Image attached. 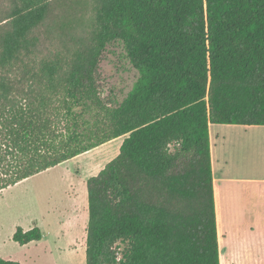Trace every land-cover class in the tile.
Instances as JSON below:
<instances>
[{
  "label": "trees",
  "instance_id": "16d2710c",
  "mask_svg": "<svg viewBox=\"0 0 264 264\" xmlns=\"http://www.w3.org/2000/svg\"><path fill=\"white\" fill-rule=\"evenodd\" d=\"M54 1L0 11V191L125 135L86 179L85 264H219L208 126L264 125V0H97L89 36L48 50ZM115 40L138 71L117 105L98 93ZM90 105L103 124L87 136L74 107Z\"/></svg>",
  "mask_w": 264,
  "mask_h": 264
},
{
  "label": "rangeland",
  "instance_id": "374dc122",
  "mask_svg": "<svg viewBox=\"0 0 264 264\" xmlns=\"http://www.w3.org/2000/svg\"><path fill=\"white\" fill-rule=\"evenodd\" d=\"M96 2L97 0H55L52 13L38 31L43 46L48 50H60L75 44L73 34L87 38L93 28ZM7 6H11V0H0V11ZM98 72V93L103 102L114 99L113 105L122 101L138 78V71L127 58L120 40L105 45L99 59ZM74 111L77 113L75 123L82 135L90 136L94 129L103 124L102 112L93 105L75 106ZM242 129L245 128L213 125L210 130L211 133L216 132L214 142L220 171L233 180L245 175L248 169H255L256 155H252L251 148L258 144L254 140L262 139L260 144L264 142V128H249L246 134ZM124 137L125 135L108 140L1 190L0 257L21 262L26 255L31 258L32 264H85V251L82 260L81 248L85 245L86 235L81 232L78 236L74 219L64 223L65 232L55 243L47 236L39 244L20 245L12 240V234L16 226L30 224L35 214L39 213L46 219L48 210L58 203H67L68 195L76 192L84 179L96 174L117 155ZM229 185L232 201L228 198L221 199V218L226 216L231 221L240 220V183L232 182ZM225 201L232 204L233 209L229 210ZM42 227L46 231L43 223ZM221 261L222 264L225 263L224 258Z\"/></svg>",
  "mask_w": 264,
  "mask_h": 264
},
{
  "label": "crops",
  "instance_id": "0c3cea01",
  "mask_svg": "<svg viewBox=\"0 0 264 264\" xmlns=\"http://www.w3.org/2000/svg\"><path fill=\"white\" fill-rule=\"evenodd\" d=\"M213 125L242 126V128H245L242 129L245 134L249 128L260 130L259 128H264V125L247 126L210 123L208 126L219 264H222V258L225 259L224 264H264V142L260 144L263 141L262 139L254 140L258 144L251 148L252 155H256L255 169H248L245 175L233 180L232 177L221 172L218 166L217 158L219 156L216 153V143L214 142L216 132L211 133L210 131ZM259 157L261 160H259ZM86 179L77 187L76 192L71 188L73 192L68 195L67 203H58L48 210L46 219L38 213L33 216V219L29 222L30 224L22 227L26 230L38 226L42 232L41 239L31 241L30 244H39L47 236L49 240L55 243L59 236H63L65 232L63 230L66 227L64 223L71 219L75 221L78 236L81 232L82 235H86L85 227L88 220ZM232 182H239L241 189V217L240 220L235 221L228 220L225 217L221 218V199L232 196L230 194L231 185H229ZM231 209H233L232 204L229 205V210ZM42 223L45 225L46 231L43 229ZM84 246L81 248L82 260L85 251ZM21 262L24 264L33 263L31 258L26 257V255H24Z\"/></svg>",
  "mask_w": 264,
  "mask_h": 264
},
{
  "label": "bare ground",
  "instance_id": "6f19581e",
  "mask_svg": "<svg viewBox=\"0 0 264 264\" xmlns=\"http://www.w3.org/2000/svg\"><path fill=\"white\" fill-rule=\"evenodd\" d=\"M226 198H228V200H229V199L231 200V197H229V196L225 197V199H226ZM233 198H234V197H233ZM225 199H224V200H225ZM228 200H227V201H228ZM231 201H232V200H231ZM225 205H226V207H227V206L229 207L230 204H227L226 201H225ZM225 217H226V216H225ZM228 219H229V218H228Z\"/></svg>",
  "mask_w": 264,
  "mask_h": 264
}]
</instances>
